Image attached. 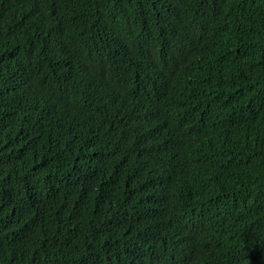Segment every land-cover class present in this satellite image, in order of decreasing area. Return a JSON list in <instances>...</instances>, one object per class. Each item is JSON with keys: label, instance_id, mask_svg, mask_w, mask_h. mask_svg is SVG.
Wrapping results in <instances>:
<instances>
[{"label": "trees", "instance_id": "trees-1", "mask_svg": "<svg viewBox=\"0 0 264 264\" xmlns=\"http://www.w3.org/2000/svg\"><path fill=\"white\" fill-rule=\"evenodd\" d=\"M0 264H264V0H0Z\"/></svg>", "mask_w": 264, "mask_h": 264}]
</instances>
